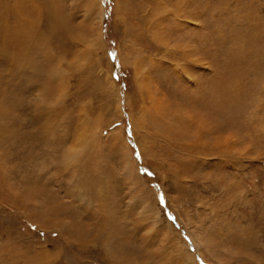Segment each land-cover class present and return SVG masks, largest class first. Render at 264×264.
<instances>
[{
  "label": "rangeland",
  "instance_id": "obj_1",
  "mask_svg": "<svg viewBox=\"0 0 264 264\" xmlns=\"http://www.w3.org/2000/svg\"><path fill=\"white\" fill-rule=\"evenodd\" d=\"M0 264H264V0H0Z\"/></svg>",
  "mask_w": 264,
  "mask_h": 264
},
{
  "label": "snow or ice",
  "instance_id": "obj_2",
  "mask_svg": "<svg viewBox=\"0 0 264 264\" xmlns=\"http://www.w3.org/2000/svg\"><path fill=\"white\" fill-rule=\"evenodd\" d=\"M109 55L112 56L113 59L116 58V54H115V53H109ZM114 76H115V74H114ZM128 134L131 135V133H128ZM137 155H138V154H137ZM143 171L147 172L146 169H144Z\"/></svg>",
  "mask_w": 264,
  "mask_h": 264
},
{
  "label": "bare ground",
  "instance_id": "obj_3",
  "mask_svg": "<svg viewBox=\"0 0 264 264\" xmlns=\"http://www.w3.org/2000/svg\"><path fill=\"white\" fill-rule=\"evenodd\" d=\"M97 4V3H96ZM94 5H95V2H94ZM96 6V5H95ZM97 10H99V8L97 9ZM51 15V14H50ZM50 15H49V17H50ZM99 43V42H98ZM53 75V74H52ZM51 76V75H50ZM48 77V76H47ZM108 83H110L111 81H109V78H108ZM42 109V108H41Z\"/></svg>",
  "mask_w": 264,
  "mask_h": 264
}]
</instances>
